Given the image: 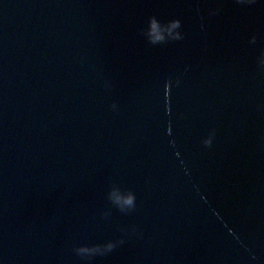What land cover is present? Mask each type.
<instances>
[{
  "label": "water",
  "instance_id": "water-1",
  "mask_svg": "<svg viewBox=\"0 0 264 264\" xmlns=\"http://www.w3.org/2000/svg\"><path fill=\"white\" fill-rule=\"evenodd\" d=\"M0 264H264V0H0Z\"/></svg>",
  "mask_w": 264,
  "mask_h": 264
}]
</instances>
